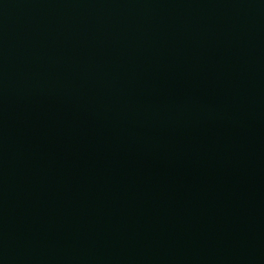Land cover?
Instances as JSON below:
<instances>
[{"label": "water", "instance_id": "obj_1", "mask_svg": "<svg viewBox=\"0 0 264 264\" xmlns=\"http://www.w3.org/2000/svg\"><path fill=\"white\" fill-rule=\"evenodd\" d=\"M0 264H264V0H0Z\"/></svg>", "mask_w": 264, "mask_h": 264}]
</instances>
